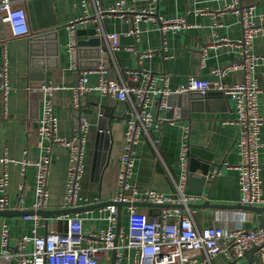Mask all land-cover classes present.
Wrapping results in <instances>:
<instances>
[{"label": "crops", "instance_id": "crops-1", "mask_svg": "<svg viewBox=\"0 0 264 264\" xmlns=\"http://www.w3.org/2000/svg\"><path fill=\"white\" fill-rule=\"evenodd\" d=\"M226 1L228 0H86L82 5L80 0H28L22 5L27 16L28 35L13 37L7 26L0 24V69L3 67L2 58L5 51L9 83L6 97L0 94V160H9L0 161V177L4 172H7L8 177L4 192L7 210L32 211L36 174L32 163L37 161L47 148L50 149L48 198L45 207L41 210L64 209L68 150L58 143L41 141L38 138L37 120L43 96L36 94V90H31L30 85L39 82L37 77L40 75V70L37 68L42 67L44 68L41 72L43 85L59 87L53 95L54 114L57 119L56 137L70 139L77 125L70 109L71 89L83 70L78 67V58L77 67L75 69L70 67L66 47L71 37L70 24L87 15L88 20L77 23L76 29L95 27L102 38L112 33L117 35L119 48L114 51L107 49L105 43L102 44L101 48L108 51V64L99 59L97 65L107 70L109 79L123 83L127 87H143V78L133 80L128 72L149 73L154 88L162 87V78L165 77L168 88L175 89L185 83L189 77L216 79L212 71L223 69L231 63L241 62L239 47L234 44L242 35L239 17L236 14H229L220 19L221 26L215 29L209 14L195 12L199 8L216 11L222 8ZM116 3H120L123 9H131L132 12L123 15L109 13V9ZM240 4L244 7L254 6L253 21L261 28L253 40V53L259 57L256 73L262 89L259 95V107L263 118L260 131L263 146L259 152V175L264 199V0H240ZM142 11L153 12L155 21L145 19L136 21L134 15ZM175 17H184L191 25L190 28L183 32L167 31L162 34L158 29V20ZM134 30L137 31L136 34H132ZM51 31H57L58 54H53L51 41L48 40L37 42V47H41V55L31 56L28 41L30 34ZM218 38L227 39L228 43H215ZM148 51H151V55L140 58ZM83 60L91 61V58L86 56ZM31 62L37 68L31 69ZM30 74L32 76L29 78ZM97 78V73L90 74L88 85H95ZM240 79V72L235 71L228 73L223 82L233 84ZM133 103L134 99L115 101L93 90L81 99V105L86 104L84 110L91 111V114L82 113L88 121L89 128L83 155L84 175L79 193L87 202L79 207L97 205L88 210L75 212L83 216L85 239L82 246L84 247L96 242L95 237H90V234H96L107 227V211L106 206L103 205L112 201L121 192L116 176L124 150V132L128 120L134 116ZM95 104L110 107L112 114L116 116L111 121V149L108 164L104 171L99 173V181L92 173L96 153L97 119L100 114V108ZM149 109L160 129L157 130L154 125L149 127L148 136L142 133L138 144L134 147V167L127 181L136 193L141 195L144 190L150 188L158 193L175 197L172 179L177 180L180 174L181 130L184 125H188L189 146L205 147L204 150L211 153L212 162L217 164V167L210 166L201 194L197 192L198 186L195 181L187 189L188 193L202 195L201 200L187 204V208L192 211L196 226L201 229L217 225L225 231L260 229L258 218L261 215L264 221V212L259 215L241 207L226 209L189 206L201 205L206 200L216 205H242L239 203L241 195L237 172L232 168L239 161L235 147L238 126L233 124L235 118L233 104L215 97L188 107L187 110L176 109L177 114L168 121L164 120L163 116L167 111L158 106L157 100L151 99ZM149 139L152 141L158 139L155 148ZM23 161L29 164L23 167ZM197 161L201 160L197 159ZM215 168L218 171L212 176ZM199 174V171L194 173L195 176ZM125 194L130 196L131 191H126ZM257 207H264V203ZM138 210L147 217L159 215L158 208H138ZM75 213L55 214L47 218L37 215L36 225L33 220L23 219L20 215L0 216V240L4 225L9 229L11 246H14L15 241L22 235H32L34 228L40 236L51 231L63 232L66 230L64 216ZM127 223V206H123L119 221L116 215L114 230L126 231ZM116 243L118 249L115 252L123 257V262H132L135 256L134 250L124 248L120 240ZM25 249L30 252L32 245L28 244ZM112 251H109L99 264H112ZM0 264H18V262L17 260L11 263L1 261ZM211 264H230V262L224 254H219L212 259ZM234 264H264V254L259 258L256 254L249 258L243 255Z\"/></svg>", "mask_w": 264, "mask_h": 264}, {"label": "built area", "instance_id": "built-area-1", "mask_svg": "<svg viewBox=\"0 0 264 264\" xmlns=\"http://www.w3.org/2000/svg\"><path fill=\"white\" fill-rule=\"evenodd\" d=\"M28 0H0V24H4L10 31L11 36L28 35V22L23 4ZM84 5L86 0H80ZM21 4V6H20ZM254 6H242L240 0H228L223 7L216 11H207L199 8L195 12L198 14H209L213 20V27L218 29L221 26L220 19L229 14H236L239 17L242 35L241 39L234 43L239 47L240 63H231L223 69L214 70L212 73L216 79L207 80L197 77H189L185 83L175 89L168 88L167 78H162V87L154 88L151 85L149 73L128 72L133 80L143 78V87H127L123 83L109 79L107 70L98 66L93 69H83L76 84L72 87V101L70 109L76 121L75 133L70 139L56 137L57 119L54 114L53 95L59 89L55 85H42L43 91L40 115L37 120L36 133L38 138L48 140L51 143H58L68 150V169L65 195L63 198V208H78L87 202L80 196L81 180L84 175V148L87 140L89 124L84 115L79 113L81 99L90 91H96L101 96L115 101L134 99V116L127 122L124 132V150L120 157L119 168L116 176L117 184L121 192L112 200L113 203H133L150 202L153 204H176L179 207H163L156 217H147L138 208L129 205L128 223L126 231L114 230L116 223L117 208L110 204L105 207L107 211L106 220L108 225L105 229L99 230L90 237L96 239L95 244L82 246L84 241L83 216L75 213L71 216L65 215L66 230L63 232H47L40 236L36 229L32 230V235H22L14 243L10 244V233L6 225L1 229L0 240V262L11 263L17 260L18 264H99V261L111 250H117L115 238L123 243L127 250H134L135 256L130 263H124L123 257L115 252V264H211L212 259L224 254L230 264L243 257L245 251L254 246H261L260 254H264V229H235L225 231L217 225L199 229L194 220L192 211L187 208L188 203L201 200L202 195L187 192L188 158L189 149L188 135L189 126L182 127V142L180 148V174L177 180L172 179L175 188V197L161 194L150 188L138 195L127 181L132 174L135 160L134 147L138 144L140 136L151 126L160 129L159 124L154 120L150 111L151 99L157 100L158 106L165 111L170 107L167 105V97L170 95H180L190 92L205 94L207 92H220L233 104L235 118L233 124L238 126L235 139L236 152L239 161L232 166L237 172L238 187L240 191L239 203L245 206H258L264 203L262 197V183L260 179L259 152L262 148L260 131L263 118L260 113L259 95L262 91L256 73V65L259 57L253 53V40L260 32L261 28L253 21ZM114 14H128L131 9H123L120 3H116L108 11ZM135 20L155 21L153 12L142 11L134 15ZM88 16L82 17L70 24L71 37L67 43V51L70 58V67H77V47L74 38V31L77 23L88 20ZM158 29L164 34L167 31L183 32L190 28L184 17H175L158 20ZM134 30L132 34H136ZM106 48L117 50L119 48L118 37L112 33L104 36ZM215 43H228L227 39L218 38ZM151 51L143 53L140 58L148 57ZM3 67L0 69V94L6 97L9 91L5 51L3 53ZM239 71L241 79L233 84L223 82L224 77L230 73ZM98 74L95 85H88L89 75ZM149 138V137H148ZM155 148L158 139L152 141ZM1 162L9 161L1 159ZM26 161L22 166L28 165ZM35 167L34 202L32 211L36 212L45 207L48 190L47 177L50 167V149L47 148L39 159L32 163ZM228 166V165H227ZM214 169L212 176L217 173ZM7 172L0 177V211L7 209L5 197V187L7 185ZM131 191V195L125 194ZM184 208L186 210H184ZM23 219H31L35 225L38 216L25 215ZM32 245L30 252L26 251V246Z\"/></svg>", "mask_w": 264, "mask_h": 264}, {"label": "water", "instance_id": "water-1", "mask_svg": "<svg viewBox=\"0 0 264 264\" xmlns=\"http://www.w3.org/2000/svg\"><path fill=\"white\" fill-rule=\"evenodd\" d=\"M75 40H76V47H77V58H78V67L79 69H93L96 68L98 65V60L100 59L101 62L107 63L108 58V51L105 49H102V44L106 42L102 36L98 35L97 30L95 27H91L88 29H82L78 28L75 29ZM50 40L52 44L53 54H58V39H57V31H51V32H44L39 34H30L29 36V53L31 56L41 55L42 52L41 47H37V42L41 41H48ZM86 56H89L91 58V61H85L83 58ZM37 68L34 66V64L31 62V69ZM40 70V75L37 77V80L39 81L35 85H30L31 90H36L39 96H43V91L41 90L43 83V70L44 68L39 67L37 68ZM32 75H29V78ZM36 76V75H35ZM34 88V89H33ZM30 90V93L32 92ZM215 97L222 98L223 100L227 99L225 96H223L220 92H207L205 94H199L196 92H190L180 95H170L167 97V105L170 107L169 110H167L166 113L163 114L164 120L168 121L173 118L174 115L177 114V110L180 108L186 109L189 107H192L194 105L201 104L208 99H213ZM85 105H81L79 109V113H89L91 114V111H85ZM95 106H98L100 108V114L97 119V133H96V153L94 154V161H93V167H92V173L95 176V179L99 181V176L102 171L107 167L108 160H109V153L111 149V121L116 118L112 114V109L108 106L104 105H98L95 104ZM177 109V110H176ZM205 147L202 146H189V149L187 151V158H188V175H187V189H189L190 184L192 182H196L198 189V193H202V186L206 181V178L208 176V171L210 166L214 165L217 167V164H214L211 160V153H208L204 150ZM197 159L201 161H197ZM199 171L200 174L198 176H195L194 173ZM113 204L117 208V216L118 221L120 219V213L123 206H129L132 205L136 208H158L157 214H159V210L163 207H179L182 208L181 205L176 204H153L150 202H125V203H113L112 201H109L105 203L103 206H107ZM97 205L94 206H85V207H78L73 209H63V210H56V211H46V210H38L36 212L33 211H12V210H2L0 211V216L4 217H11V216H25V215H39L43 217H50L51 215L55 214H68V213H75L82 210H88L90 208H94ZM191 207H210V208H226V209H234V208H244L249 211H253L255 213H258L259 215L264 212V207H257V206H245V205H216L211 204L209 201H205L201 205H194L190 204ZM188 207V206H187ZM259 222L260 227L264 229V221L263 216H259ZM118 230L116 231V233ZM117 242V237L115 238V245ZM261 246H254L251 249L245 251L244 256L251 257L254 254L257 255L259 258L261 254L259 253V249ZM114 257H115V250L112 251V264H114Z\"/></svg>", "mask_w": 264, "mask_h": 264}]
</instances>
